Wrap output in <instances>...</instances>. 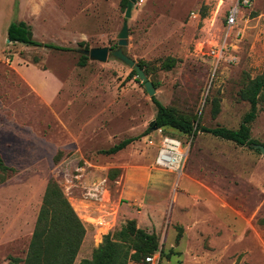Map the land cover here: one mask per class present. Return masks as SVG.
Here are the masks:
<instances>
[{"label":"rangeland","instance_id":"374dc122","mask_svg":"<svg viewBox=\"0 0 264 264\" xmlns=\"http://www.w3.org/2000/svg\"><path fill=\"white\" fill-rule=\"evenodd\" d=\"M252 1L228 30L230 0H136L124 50L164 105L194 125L237 128L250 106L239 92L264 69V0ZM11 8L35 39L70 49L0 36V155L14 168L0 171V264H23L50 178L86 227L74 264L128 221L156 235L159 264H264V155L167 127L188 152L181 171L158 167L156 107L143 82L113 56L79 64L81 49L117 47L123 0H11ZM250 127L264 144V100Z\"/></svg>","mask_w":264,"mask_h":264},{"label":"trees","instance_id":"16d2710c","mask_svg":"<svg viewBox=\"0 0 264 264\" xmlns=\"http://www.w3.org/2000/svg\"><path fill=\"white\" fill-rule=\"evenodd\" d=\"M126 3L127 0H123L125 8ZM7 39L9 42H20L28 46H45L56 50L70 49V47L63 45L35 39L31 26L22 19L10 22L7 28ZM87 58L86 55L81 54L79 64L84 65ZM173 64L174 59L169 58L164 66L169 68ZM132 72L136 74L134 69ZM239 93L240 97L247 100L250 106L237 128L194 125L193 118L178 114L173 107L164 105L155 95L151 96L156 107L154 122L156 127L164 130L171 127L183 133L208 132L239 145L250 146L251 142H256L250 136V126L256 118L259 101L264 100V69L250 78ZM218 111L219 104L215 101L213 113L216 114ZM168 134L174 136V133ZM133 139L132 137L125 138L107 149H102L101 152L115 153L123 149ZM13 170L14 168L8 166L0 155V171ZM85 233L86 227L63 193L59 183L50 178L45 187L23 264H74ZM159 246L154 233H147L136 227L132 221H128L115 234H106L98 247L93 249L91 257L82 258L78 264H127L129 259L140 261L145 255L158 249ZM131 249H134V252L130 253ZM21 260L18 257H11V264H16Z\"/></svg>","mask_w":264,"mask_h":264},{"label":"built area","instance_id":"2783aa9c","mask_svg":"<svg viewBox=\"0 0 264 264\" xmlns=\"http://www.w3.org/2000/svg\"><path fill=\"white\" fill-rule=\"evenodd\" d=\"M228 6L225 24L228 30L234 28L237 23L242 9L252 6V0H230ZM221 49L212 50L214 57L218 58ZM159 134L158 148L154 163L156 166L171 171H181L187 156L188 148L177 137L162 133V128L156 127L154 130ZM152 142V139H150ZM161 259V246L155 251L145 255L140 261H130L128 264H159Z\"/></svg>","mask_w":264,"mask_h":264},{"label":"water","instance_id":"95a60500","mask_svg":"<svg viewBox=\"0 0 264 264\" xmlns=\"http://www.w3.org/2000/svg\"><path fill=\"white\" fill-rule=\"evenodd\" d=\"M136 0H127L126 8L124 11V20L122 26L117 34V47L110 49L108 46H97L91 48H84L80 50V53L88 56L90 59L105 61L108 56H113L116 59L127 64L131 69H134L138 78L143 82L144 88L149 96L155 95V87L150 79H148L143 68L135 59L130 57L124 50V46L127 44L128 37V18L131 17L132 9L134 7ZM9 42V39H7ZM152 127L156 128V123H152ZM250 146L256 149L264 155V144L251 142Z\"/></svg>","mask_w":264,"mask_h":264},{"label":"crops","instance_id":"0c3cea01","mask_svg":"<svg viewBox=\"0 0 264 264\" xmlns=\"http://www.w3.org/2000/svg\"><path fill=\"white\" fill-rule=\"evenodd\" d=\"M7 10V11H6ZM0 36L3 35L4 30L6 31L7 36V28L10 22L12 21V8H11V0L8 2V8L2 9L0 8ZM22 19V18H21ZM24 20V19H22ZM25 21V20H24ZM30 25V24H29ZM31 26V25H30ZM34 88V87H33ZM37 90V89H36ZM38 91V90H37ZM39 92V91H38ZM40 93V92H39ZM41 94V93H40ZM42 95V94H41Z\"/></svg>","mask_w":264,"mask_h":264}]
</instances>
